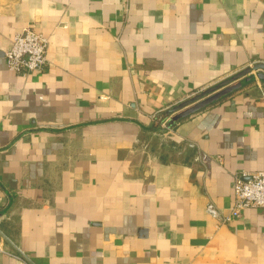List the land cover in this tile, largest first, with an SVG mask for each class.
I'll list each match as a JSON object with an SVG mask.
<instances>
[{
	"label": "crops",
	"instance_id": "1",
	"mask_svg": "<svg viewBox=\"0 0 264 264\" xmlns=\"http://www.w3.org/2000/svg\"><path fill=\"white\" fill-rule=\"evenodd\" d=\"M26 26L47 62L21 75ZM257 63L264 0H0V264H264L263 207L206 211L264 170V82L166 114Z\"/></svg>",
	"mask_w": 264,
	"mask_h": 264
},
{
	"label": "built area",
	"instance_id": "2",
	"mask_svg": "<svg viewBox=\"0 0 264 264\" xmlns=\"http://www.w3.org/2000/svg\"><path fill=\"white\" fill-rule=\"evenodd\" d=\"M48 39L33 27H24L11 38L4 52L7 68L14 73L26 75L37 72L46 65ZM162 125L164 123L162 122ZM233 204L229 213L221 215L213 204L206 205V211L219 216L222 222L238 217L245 208H264V170L236 173L232 183Z\"/></svg>",
	"mask_w": 264,
	"mask_h": 264
},
{
	"label": "water",
	"instance_id": "3",
	"mask_svg": "<svg viewBox=\"0 0 264 264\" xmlns=\"http://www.w3.org/2000/svg\"><path fill=\"white\" fill-rule=\"evenodd\" d=\"M238 77H244L245 80L255 77L256 79L262 80L264 82V64L257 63L243 68L242 70L228 76L220 82H217L168 108V110H166V114L178 110L171 116V120H177L193 111L198 110L199 108L227 93L232 88L231 85L227 86V84Z\"/></svg>",
	"mask_w": 264,
	"mask_h": 264
}]
</instances>
